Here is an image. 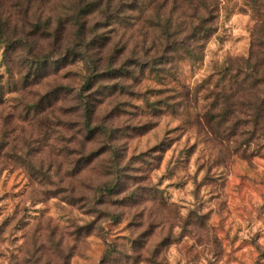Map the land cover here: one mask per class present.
<instances>
[{
	"label": "clouds",
	"instance_id": "9594fccd",
	"mask_svg": "<svg viewBox=\"0 0 264 264\" xmlns=\"http://www.w3.org/2000/svg\"><path fill=\"white\" fill-rule=\"evenodd\" d=\"M0 264H264V0H0Z\"/></svg>",
	"mask_w": 264,
	"mask_h": 264
}]
</instances>
